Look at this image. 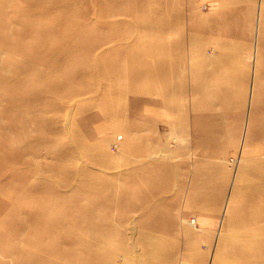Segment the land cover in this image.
I'll use <instances>...</instances> for the list:
<instances>
[{
	"label": "rangeland",
	"instance_id": "1",
	"mask_svg": "<svg viewBox=\"0 0 264 264\" xmlns=\"http://www.w3.org/2000/svg\"><path fill=\"white\" fill-rule=\"evenodd\" d=\"M262 16L264 0H0V264H27L13 256L32 255L24 247L46 219L18 227L51 185L71 203L89 176L100 187L82 196L81 240L98 239L97 223L118 230L106 240L129 243L130 264L247 263L231 250L264 243ZM132 42L140 54L175 52L161 67L147 55L130 62ZM71 226L50 232L61 239ZM142 235L156 245L146 250ZM50 243L35 245L48 250L38 259ZM63 256L84 264L79 251Z\"/></svg>",
	"mask_w": 264,
	"mask_h": 264
},
{
	"label": "bare ground",
	"instance_id": "2",
	"mask_svg": "<svg viewBox=\"0 0 264 264\" xmlns=\"http://www.w3.org/2000/svg\"><path fill=\"white\" fill-rule=\"evenodd\" d=\"M131 3L132 2L126 4L125 6L128 7L129 14L134 16L135 13L133 11L130 12L131 11L130 9L133 8ZM121 11H122L121 8H119L116 5L112 13L115 14V12H121ZM262 17L264 18V16ZM258 18L260 19L259 15H258ZM169 26H170L169 24H166V25H161L160 27H155V28L146 27V29L145 28L143 29H144V32L146 31L161 32L162 30H167ZM99 30H103V29L102 28L100 29L99 26L98 28L96 27V31L99 32ZM131 33H132V30H129L125 33L124 36L131 37ZM112 39L113 38L109 39L106 36L102 37L101 40L99 39L97 40L89 39L88 40L87 39L88 42H86V45L85 46L79 45L78 49L93 51L96 48L100 47L101 44H103L104 42H107ZM176 49L179 50L180 52L182 51V49L179 46H176ZM128 51L131 52L130 53L131 56L128 59V61L130 62H138L141 60L142 56L147 55L148 57H151V60L153 62H157L159 67H161L158 57L164 53L172 54L173 52H175V49L171 45L164 46L163 44L161 45L157 44L155 46H150L148 49H146V52H144V54H140L138 51V48L135 45H133V42H132L131 47H129ZM81 60H83L84 62L91 61V56H87V60L86 59L85 60L81 59ZM122 60L126 61V58L122 57L121 61ZM179 61L180 60H177V59L175 60V62L177 63ZM89 72L90 71L88 70L87 73L84 75V77H86ZM152 72H153L152 74H154L158 78L162 77L163 73L164 75L167 74L166 71H163V70L161 71V69L159 71L153 70ZM2 126H3V122L0 119V129ZM260 165H261L260 167L256 165L257 166L256 171L260 170L261 168H264V162H262V164ZM49 170H51V168H49ZM33 172H34L33 168H30L28 170V173L30 175ZM83 180H84V183H81V188L83 189V191L82 190L78 191L74 195H72V199L70 201L71 203L64 202L65 195L62 192V190H60L59 184H54L50 186L51 189L55 188L56 190L53 196L46 195V197L42 201L43 202L42 204L38 205L31 212H28V214L24 217V219L21 221L20 226L18 227V230L20 231V233L25 231V229L28 227V224L31 225V227L32 225H38L37 223L41 222L44 218L46 219L45 223L47 224L46 226L47 228L42 229L40 231L41 233L38 236V239L32 240V242H28V245L30 246L24 247L27 249L31 247L33 249L31 253L32 255L24 254L26 251L20 252L19 250H17L15 253V256H13V263L16 260H18V257L20 255L21 258L26 260L27 264H58L56 263L57 261H54L57 259L65 261L60 264H69L68 259L66 260V257L63 255L68 254V252L76 255L77 251H79L80 253H83L84 264H116V258H118L119 256L121 257L124 256V261L126 260V262L130 264L129 257H131V251H130L131 249H130L129 243L125 245H119V243L117 242L114 243L113 241L106 240L107 237H111L117 234L118 232L117 229L108 226L106 230H102L98 228L97 223H95L93 227H95L94 232L98 236V239L92 242H91V239H86L85 241L80 239V236H81L80 234L84 232V230L89 226V223H90V220H85V219H89L87 210L90 209V206H89V203L82 201V196L84 195L86 188L91 191V190H98L100 187L99 184L95 181V179L92 178L91 176L84 177ZM83 185H85L86 187H83ZM34 189L36 190L34 192L39 193L40 191H42L41 187H38V186H34ZM140 199L141 200L139 201L141 202L145 198L142 199L141 197ZM89 200L90 201L92 200L91 194L89 196ZM106 204L108 208L111 207L108 201H106ZM123 206L125 205H122V209H133L134 208L131 205H127L125 208H123ZM71 208H73L72 210L77 211L76 214L70 213ZM261 213L263 214L264 212L262 211ZM93 216L94 214H92V217ZM94 221L96 222V220ZM98 221H99V224L103 223L101 218H99ZM67 223L72 225L70 229V234L64 236L63 238L59 239L57 238L56 235L50 232L51 230H54V229L56 230L62 229V227ZM47 236L51 237L54 243L48 244V247H50L49 256L47 260L43 261L42 259H38L37 256L40 254H43L44 251L48 253V250L47 249L42 250V248L36 247L35 245ZM144 236L146 239L143 241V244H145L144 247L146 250L156 245L149 241L150 240L149 236L142 235L141 237H144ZM19 248L24 249L23 247H19ZM233 249L234 250H231V251H233L236 254H239L238 260H242V261L245 260L243 262H247V263H242V264H264V243L263 245L256 246V247H250V248L244 247L240 249H235V248ZM256 249H258V251H256ZM100 250H103V251L100 253ZM3 251L2 253L6 254V251L4 252Z\"/></svg>",
	"mask_w": 264,
	"mask_h": 264
}]
</instances>
